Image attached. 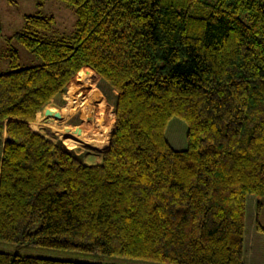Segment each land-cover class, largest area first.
I'll use <instances>...</instances> for the list:
<instances>
[{"label": "trees", "instance_id": "1", "mask_svg": "<svg viewBox=\"0 0 264 264\" xmlns=\"http://www.w3.org/2000/svg\"><path fill=\"white\" fill-rule=\"evenodd\" d=\"M61 1L74 7L73 32L35 13L6 38L0 244L246 264L249 195L264 233V0ZM13 40L41 63L18 67ZM84 67L117 92L95 164L29 125ZM173 117L187 127L181 149L165 136ZM0 264L103 263L0 250Z\"/></svg>", "mask_w": 264, "mask_h": 264}, {"label": "rangeland", "instance_id": "2", "mask_svg": "<svg viewBox=\"0 0 264 264\" xmlns=\"http://www.w3.org/2000/svg\"><path fill=\"white\" fill-rule=\"evenodd\" d=\"M35 13L53 16V32L56 34L71 33L75 29L77 17L74 7L67 5L61 0H44L39 4L38 0H15L14 3H10L8 0H0V69L2 71L10 70L6 55L8 46L6 38L22 29L25 14ZM11 45L19 53L18 67H28L41 63V59L38 56L30 53L14 40L11 41ZM101 86L104 87L105 85H103L96 72L89 67L83 68L67 84L66 91L61 96L52 99L39 111L41 113L39 118L37 117L39 112H37L35 120L32 121L34 122L32 127L35 130L41 129L42 133H39L44 134L53 141L62 140L69 148L81 153L83 159L85 157L87 161L100 158L109 145V141L105 144L107 140L106 132L110 133V138L115 128V116L112 112V107L107 106L109 103L104 96V92L106 93L108 89L105 86V91ZM97 96H100L99 105L96 101ZM107 97L110 98L108 95ZM47 106L53 108L51 115L44 113ZM55 112H59L60 117H55ZM85 123L91 127L93 126V128L82 126ZM111 123H114L113 129ZM78 126L81 131L76 133L75 130ZM94 127L102 128L103 131ZM186 130L185 122L178 117H173L168 122L165 136L173 147L181 149L186 146ZM97 131L102 133V144H100ZM91 154L93 156L90 158L89 155ZM259 221L264 226V209L259 216ZM245 230L246 263L264 264V233L255 226V197L253 195L247 196L246 199ZM0 250H11L39 256L79 259L103 264H161L141 259L112 257L26 244L1 243Z\"/></svg>", "mask_w": 264, "mask_h": 264}, {"label": "crops", "instance_id": "3", "mask_svg": "<svg viewBox=\"0 0 264 264\" xmlns=\"http://www.w3.org/2000/svg\"><path fill=\"white\" fill-rule=\"evenodd\" d=\"M85 68V67H84ZM94 85H95V81H94ZM101 88L103 89V90H105L106 91V89H105V86L103 87V86H101ZM108 89V88H107ZM117 94V92H116V90H112V92H110L109 91V89H108V91L105 93L104 92V96L106 97V100H107V102L109 103V104H107V106L108 107H112V112L114 113V102H115V95ZM99 95V94H98ZM107 95L110 97V98H108L107 97ZM99 98H100V96L98 97L97 96V99H96V101H97V104L99 105L100 104V102H98V101H100L99 100ZM103 100H105L104 98H102ZM101 99V100H102ZM40 113V112H39ZM45 113V112H44ZM97 119V118H96ZM32 123H34V122H31V123H29L30 124V126H31V128L34 130V131H36V132H41V129H39V130H35L33 127H32ZM111 125H112V123H111ZM74 126H76V125H74ZM42 133V132H41ZM42 135H44V134H42ZM45 136V135H44ZM45 137H47V136H45ZM5 138H6V135L5 134H3V136L0 138L1 139V144H0V154H1V151H2V146H3V142H4V140H5ZM48 138V137H47ZM106 150V149H105ZM104 152V151H103ZM91 156H93V154H91V155H89V157L91 158ZM87 158H88V156H86ZM101 159H102V155H101V157L100 158H95L93 161H87L86 160V158L84 157V160H85V162L86 163H88V164H95V163H99L100 161H101ZM250 248H252V247H250ZM247 264V263H246Z\"/></svg>", "mask_w": 264, "mask_h": 264}, {"label": "water", "instance_id": "4", "mask_svg": "<svg viewBox=\"0 0 264 264\" xmlns=\"http://www.w3.org/2000/svg\"><path fill=\"white\" fill-rule=\"evenodd\" d=\"M44 112H45L46 115H51V114H52L51 110H49L48 108H46V109L44 110ZM54 116H55V117H60L59 112H55V113H54ZM80 131H81V128H79V126L76 127L75 132H76V133H79ZM5 139H7V138H5Z\"/></svg>", "mask_w": 264, "mask_h": 264}]
</instances>
